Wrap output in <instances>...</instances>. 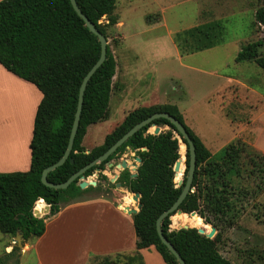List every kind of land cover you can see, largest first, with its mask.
<instances>
[{
    "label": "trees",
    "instance_id": "obj_1",
    "mask_svg": "<svg viewBox=\"0 0 264 264\" xmlns=\"http://www.w3.org/2000/svg\"><path fill=\"white\" fill-rule=\"evenodd\" d=\"M77 6L96 29L108 39L107 29L117 24L114 14L116 0H76ZM105 18L106 23H101ZM254 20L263 28L260 40L243 46L235 62L253 61L264 72V56L259 48L264 45V2L255 10ZM213 23L196 30V52L214 47L218 32ZM100 55L97 37L84 25L73 10L70 0H1L0 1V65L18 78L34 85L42 94L36 109L32 137L30 169L27 172L0 173V232L22 235V242L40 237L45 231V220L59 213L61 206L83 194L96 189L108 178L99 174L95 186L81 190L77 180L65 190L46 187L41 182L44 168L57 162L63 155L76 111L79 87L82 79ZM116 61L107 45L105 61L87 83L79 126L68 159L60 167L48 173L47 180L58 184L65 182L73 173L103 154L123 134L138 122L154 113L167 112L183 124L194 148L196 166L192 181L193 192L180 204L183 214L195 212L203 223L217 231L212 239L200 235L195 228L171 230L170 217L161 224L163 235L174 246L185 264H232L222 257L217 245L222 242L223 230L234 225V183L241 172L239 161L245 148L235 142L229 143L218 160L200 138L184 123L178 108L138 107L124 117L123 121L107 133L103 142L86 152L83 140L87 128L107 120ZM167 126L159 134L149 133L150 125L143 127L124 142L108 159L87 170L83 176H91L96 169L103 171L107 163L119 159L127 151L134 153L141 163L133 178L128 170L121 172L118 182L129 193L140 195V210L132 215L137 250L153 246L165 264H178L175 257L160 242L155 222L178 198L189 168L186 153L183 183L177 187L173 166L180 158L179 140L175 128L165 119L152 122ZM183 143L185 141L181 139ZM247 177L264 179V156L245 154ZM72 160V162H70ZM264 182V180H263ZM260 187V186H259ZM50 206L48 215L35 218V203L39 212L44 210L43 201ZM0 264H19L20 248L13 247L5 253ZM10 259V262L8 261ZM264 264V256L260 258ZM95 264H145L139 254L127 255L122 260L99 259Z\"/></svg>",
    "mask_w": 264,
    "mask_h": 264
},
{
    "label": "rangeland",
    "instance_id": "obj_2",
    "mask_svg": "<svg viewBox=\"0 0 264 264\" xmlns=\"http://www.w3.org/2000/svg\"><path fill=\"white\" fill-rule=\"evenodd\" d=\"M263 2L116 0L114 14L118 21L107 29V42L116 61L109 114L106 121L89 126L94 143H101L130 111L138 107L177 105L184 123L205 139L212 156L210 160L220 159L224 148L231 142L243 145L245 153L241 154L239 161L240 177L234 183V210L231 213L234 225L223 230L222 242L217 245L220 255L232 264H262L260 258L264 256V179L247 177L245 172V154L264 156V72L253 61H234L243 46L263 36V28L254 20L255 10ZM101 23H106L105 18ZM209 23L217 26V46L196 52L194 48L200 45L196 30ZM258 50V55L264 56V45ZM231 79L244 85H226ZM244 86L251 87L252 92L256 90L255 100L253 94L245 93L250 103L245 101ZM224 88L231 95H221ZM4 91H0V112L2 104L10 101ZM155 127L159 126L151 127L148 132L152 133ZM159 128L169 129L167 126ZM96 137L97 140L94 139ZM181 144L179 140V148ZM85 146H90L88 141ZM184 155L185 147L181 159L183 168ZM120 158L125 159L128 165L136 164V157L130 151ZM110 171L107 173L110 174L108 182H100L101 191L94 189L86 195L118 200L128 206L125 200L130 199L129 194L133 193L112 186L110 178L115 173ZM99 181L98 178L93 179L95 183ZM174 182L177 186L178 180ZM182 215L189 214L174 216ZM72 216L73 212H64L62 217L72 219ZM89 217L87 212L79 213L81 229L95 228L92 234L98 240V249L111 248L108 238L112 235V220L106 214H96L93 218L95 226H91ZM170 220L171 230L191 226L183 220L176 224L172 218ZM62 227L70 232L71 221ZM127 230L122 228L116 242L129 252L132 240ZM60 244L63 248L67 246ZM4 256L0 247V259L3 261ZM142 256L145 264H163L155 248L145 250Z\"/></svg>",
    "mask_w": 264,
    "mask_h": 264
},
{
    "label": "crops",
    "instance_id": "obj_3",
    "mask_svg": "<svg viewBox=\"0 0 264 264\" xmlns=\"http://www.w3.org/2000/svg\"><path fill=\"white\" fill-rule=\"evenodd\" d=\"M214 47L202 51L211 50ZM228 83L244 85L232 79L226 85ZM3 90H5L4 92L10 101L2 104L0 112V173L27 172L30 169L31 152L29 144L32 137L34 117L38 104L42 99V94L34 85L6 71L0 65V91ZM223 90L222 93L220 92L221 95H231L230 91H226L225 88ZM246 92L254 95L253 100L256 99L255 89L252 92L251 87H245L244 97ZM220 100L226 103L222 97H220ZM245 101L250 103L251 100L247 101L245 97ZM198 137L206 146L205 139ZM94 139L97 140L98 138ZM91 140L92 134L88 127L83 140L86 152L102 143V141L101 143H94L93 140L91 143ZM87 141L90 144L88 147L85 146ZM206 147L208 149V146ZM86 194L75 199L72 203L64 204L59 213L46 219L43 235L29 238L25 242H22L21 239V247L14 243V236L2 233L3 236H0L2 254L9 253L16 246L20 248L19 264H95L99 259L116 261L122 260L124 256L136 253L143 257L145 250L154 248L151 246L145 249H136L132 215H128L124 211L123 206H126L124 203H119L118 200L110 201L102 196H87ZM128 207L131 208L132 204H128ZM64 212H73L72 219L62 217ZM81 212H87L90 215L88 220L91 226H95L93 218L96 214L109 216L112 220V230H110L112 235L108 238L111 242V248L107 250H105L106 247L98 249L100 245H98V240L92 234V230H95V228L92 230L91 227L87 230L85 228L81 229L79 218ZM70 221L72 229L68 232V228L62 226L68 225ZM122 228L124 230L129 229L131 234L132 244L129 252H127L126 247L119 246L116 242L122 233ZM60 242L67 246L63 248ZM163 264L165 263L163 262Z\"/></svg>",
    "mask_w": 264,
    "mask_h": 264
},
{
    "label": "water",
    "instance_id": "obj_4",
    "mask_svg": "<svg viewBox=\"0 0 264 264\" xmlns=\"http://www.w3.org/2000/svg\"><path fill=\"white\" fill-rule=\"evenodd\" d=\"M70 4H71L73 10L75 11V13L83 20L84 25L86 26V28L92 34H94L97 37V39L99 41V44H100V55H99L98 60L92 65V67L88 70V72L83 77L81 85L79 87L76 111H75V114H74V119H73V123H72V126H71L70 134H69L67 147H66L62 157L57 162H55L54 164H52V165H50V166H48V167L43 169V171L41 173V182H42L43 185H45L48 188L55 189V190H65L66 188H68V186L73 181L77 180L78 187L81 190H83V189H85V188H87L89 186H95L96 183L93 182V179L98 178L99 174H103L106 177L108 175L110 176V174L107 175V173L111 170V171H113L115 173V175L112 176V174H111L110 182L115 185L116 189H122L123 188L122 184L119 183V182H116V180L120 176L121 172H123L124 170H128L129 173L131 174V177L134 178L136 176V169L141 163L139 158L135 159V161H136L135 165H133L131 163H129V165H128V163H127V161L125 159L119 158V159H117V161L113 160V161L107 163L106 166H105V169L103 171H101L100 169H96L94 171V173L91 176H88L87 178H85L83 176V174L87 170L92 168L93 166H97L100 163L106 161L108 159V157L117 150V148H119L124 142H126L130 137H132L134 134H136L143 127H145L147 125H150L151 127L156 126V125H154L152 123L156 119H165V120H167L175 128L177 133H174V134L176 135V137L180 140V142L185 147L184 161L186 160V153L188 151L189 168H188L186 180L184 182L183 188H182L178 198L176 199V201L172 204V206L169 209H167L166 211L162 212L158 216V218L156 219V222H155V228H156V232H157V235L159 237L160 242L175 257V259L178 262V264H185L183 259L180 256V254L174 248V246L163 235V232H162V229H161V224H162V221L166 217H168L170 214H172V213H175V214H178V215L183 214L179 210V206L184 201L186 196L189 193H192L194 191L193 188H192V181H193L194 171H195V166H196L195 148H194V145H193L189 135L187 134L183 124L180 123L176 118L171 116L169 113H167V112L154 113L151 116L147 117L146 119L138 122L133 127H131L125 134H123L114 144H112L103 154H101L99 157H97L96 159H94L93 161H91L90 163L86 164L85 166L80 168L78 171L73 173L65 182L55 184V183L49 182L47 180L48 173L52 172L53 170H55L56 168H58L62 164H64L65 161L69 157V154L71 152V149H72V146H73V143H74V139H75V136H76V133H77V129H78V126H79L80 113H81L82 104H83V95H84L87 83L89 82V80L91 79L93 74L96 72V70L99 69L100 66L102 65V63L105 61L106 52H107V45H108L106 37L103 34H101L96 29L94 24L91 23L90 20H88V18L85 15L82 14V12L80 11V9L77 6L76 0H70ZM160 131H162V130H160L159 127H155L153 132H152V134L153 135H157V134L160 133ZM181 139H183L185 141V143H183ZM70 162H72V160H70ZM181 166H182V162H181V159L179 158L175 162V164L173 166L174 178L177 176L178 172L181 170ZM113 168H116V169L113 170ZM181 171H182L181 172L182 173L181 176L183 177L184 171H185V164H184V168ZM182 183H183V178L178 180L177 187H179ZM131 196H133V200L135 201V205L133 204L132 207H134V206L135 207L134 208H130L128 206H124V208H123L124 211L128 215L136 214L141 208V204L139 202L140 195L138 193H134ZM36 204L37 203H35L34 208L32 210V214H33V216L35 218L39 219V218H42V217H44V216L49 214L50 206L47 205L46 203H44V201H43V205L45 207H44V210L42 212H39L37 210ZM192 213L196 214L195 212H192ZM192 213H190V214H192ZM171 218H172V216L170 217V219ZM186 228H195L197 230V232L200 234L199 229L196 228V227H192V226L183 227V229H186ZM179 229H181V228H179ZM210 229H211V231H210L209 237L213 238L216 235V230L213 227H210ZM14 239H15L14 243H17V245L19 247H21L22 235L20 233H17L14 236Z\"/></svg>",
    "mask_w": 264,
    "mask_h": 264
},
{
    "label": "bare ground",
    "instance_id": "obj_5",
    "mask_svg": "<svg viewBox=\"0 0 264 264\" xmlns=\"http://www.w3.org/2000/svg\"><path fill=\"white\" fill-rule=\"evenodd\" d=\"M183 144L180 145V150H183ZM175 181L179 180V178H175ZM130 195V194H129ZM132 196L130 195V199L125 200V202H128L130 205L132 204ZM124 207V206H123ZM179 220H183L185 224H189L192 227H196L200 231V235L205 236L206 238L210 239L209 234H210V226L206 225L203 223V221L194 213L189 214V215H182V216H173L172 221L174 224H176ZM180 224V223H179ZM175 226V225H174Z\"/></svg>",
    "mask_w": 264,
    "mask_h": 264
},
{
    "label": "flooded vegetation",
    "instance_id": "obj_6",
    "mask_svg": "<svg viewBox=\"0 0 264 264\" xmlns=\"http://www.w3.org/2000/svg\"><path fill=\"white\" fill-rule=\"evenodd\" d=\"M118 179H119V177H118ZM118 179L116 180V182H118ZM112 186H114L115 187V185L113 184ZM116 188V187H115Z\"/></svg>",
    "mask_w": 264,
    "mask_h": 264
},
{
    "label": "built area",
    "instance_id": "obj_7",
    "mask_svg": "<svg viewBox=\"0 0 264 264\" xmlns=\"http://www.w3.org/2000/svg\"><path fill=\"white\" fill-rule=\"evenodd\" d=\"M43 201V200H42Z\"/></svg>",
    "mask_w": 264,
    "mask_h": 264
}]
</instances>
